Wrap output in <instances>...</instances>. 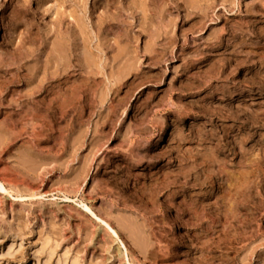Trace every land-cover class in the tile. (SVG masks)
I'll list each match as a JSON object with an SVG mask.
<instances>
[{
    "label": "rangeland",
    "instance_id": "rangeland-1",
    "mask_svg": "<svg viewBox=\"0 0 264 264\" xmlns=\"http://www.w3.org/2000/svg\"><path fill=\"white\" fill-rule=\"evenodd\" d=\"M198 1L0 0V264H264V0Z\"/></svg>",
    "mask_w": 264,
    "mask_h": 264
},
{
    "label": "bare ground",
    "instance_id": "bare-ground-1",
    "mask_svg": "<svg viewBox=\"0 0 264 264\" xmlns=\"http://www.w3.org/2000/svg\"><path fill=\"white\" fill-rule=\"evenodd\" d=\"M104 1V3H106V1L107 0H103ZM148 0H132V2L134 3V4H137L136 6H138V9H139V12L140 13H142V16L144 17L145 15H146V2H147ZM198 2H206V0H199ZM189 4V3H188ZM105 5V4H104ZM202 6V5H201ZM18 13V11L16 12V14ZM206 14V13H205ZM22 16V17H27V16H29L30 15V13L27 11V10H24V11H20L19 12V14H17V16ZM50 15H51V17L52 18H55V23H56V27H60V25H61V23L63 22V16H66V17H69V18H73L74 19V21H75V23H76V26H75V32L77 33V34H83L84 33V31H85V29L84 28H82L79 24H78V21H77V19H75L76 17H81V16H76V13H71V14H66V13H60L59 11L58 12H51L50 13ZM82 16H84V17H86V14H83ZM98 16V15H97ZM118 17H116V15L115 14H112V13H110V14H108L106 11L104 12V13H102V14H100L99 16H98V20H100V21H106V20H115V19H117ZM102 23V22H101ZM49 32V31H48ZM55 33H58V34H61V32H60V30L59 29H56L55 30ZM62 44H63V42H62ZM59 45H61V43H59ZM41 133V132H40ZM12 134H13V132L11 133V136H12ZM37 134V133H36ZM41 136V135H40ZM38 137V136H37ZM14 138V137H13ZM39 139V138H38ZM39 141V140H38ZM37 141V142H38ZM40 144V143H39ZM29 145V144H28ZM37 145V144H36ZM51 150V149H50ZM21 151V150H20ZM21 153V152H20ZM23 153V152H22ZM25 154L28 156V157H31L32 158V156H35V158L37 157V159H38V157H39V155H35V152H33V150L32 149H27L26 150V152H25ZM23 156H25V155H23ZM25 158V157H24ZM31 161H32V163H33V160H35V159H30ZM29 161V160H28ZM31 163V162H30ZM31 163V164H32ZM19 164H21V166L23 167V168H25L26 169V167H25V165L24 164H22V163H19ZM29 164V163H28ZM41 164H45V162L44 163H41ZM48 164V163H47ZM46 164V165H47ZM60 166V165H59ZM61 166H63V164H61ZM29 167V170H30V168H31V166H28ZM35 167V166H34ZM33 167V168H34ZM40 167V166H39ZM79 169V168H78ZM77 169V170H78ZM37 171V170H36ZM29 172V171H28ZM78 172V171H77ZM18 176V175H17ZM21 177H23V176H21ZM18 180V179H17ZM71 180V179H70ZM72 181V180H71ZM12 193V190H10V189H8L6 186H5V184L3 183V182H0V197H2V198H6V197H8V199L10 198V199H12V200H16V202H25V201H29V200H32L31 198H32V196H31V198H26V197H21V196H16V198L11 194ZM30 197V196H29ZM44 197L45 196H43V195H41V196H37V197H34L35 199H33V200H43L44 199ZM51 199H53L54 200V197H52ZM61 202H63V203H74V205L76 204L80 209H81V211L82 212H84L87 216H89L92 220H94V221H96L97 223H99L101 226H103V228H105V230H107V231H109L115 238H119L118 237V234H117V232L107 223V222H105L104 220H102L101 218H99L98 217V215L92 210V208H90L87 204H85V203H81V202H78V203H76V201L75 200H72V199H70V198H68V197H64L62 200H61ZM119 244H120V247L122 248V249H124L125 250V246H124V244L122 243V242H120L119 241ZM45 251H47V248H46V246H44V247H42L41 249H40V252H38L37 254H36V258H37V262H39V255L40 254H42V253H44ZM53 253H54V251L53 250H50V251H48L47 252V261H50L51 260V257H52V255H53ZM56 257V256H55ZM66 259V258H65ZM65 259H60V260H58L57 262H56V264H64L65 263ZM42 261V260H41ZM64 261V262H63ZM44 264V263H43Z\"/></svg>",
    "mask_w": 264,
    "mask_h": 264
}]
</instances>
